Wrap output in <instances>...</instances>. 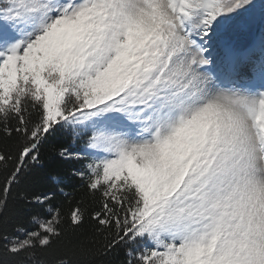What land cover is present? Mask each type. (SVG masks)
I'll return each instance as SVG.
<instances>
[{"label": "snow or ice", "instance_id": "1", "mask_svg": "<svg viewBox=\"0 0 264 264\" xmlns=\"http://www.w3.org/2000/svg\"><path fill=\"white\" fill-rule=\"evenodd\" d=\"M0 264H264V2L0 0Z\"/></svg>", "mask_w": 264, "mask_h": 264}, {"label": "trees", "instance_id": "2", "mask_svg": "<svg viewBox=\"0 0 264 264\" xmlns=\"http://www.w3.org/2000/svg\"><path fill=\"white\" fill-rule=\"evenodd\" d=\"M58 143H63L65 146H70V141H68L67 138L59 140ZM45 159L47 161L49 170L63 173L68 168V165H60L57 163V161L53 160L50 151H45ZM77 195H82V193H77Z\"/></svg>", "mask_w": 264, "mask_h": 264}, {"label": "rangeland", "instance_id": "3", "mask_svg": "<svg viewBox=\"0 0 264 264\" xmlns=\"http://www.w3.org/2000/svg\"><path fill=\"white\" fill-rule=\"evenodd\" d=\"M262 2H264V0H256V3H257V4H260V3H262Z\"/></svg>", "mask_w": 264, "mask_h": 264}]
</instances>
